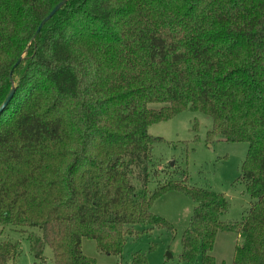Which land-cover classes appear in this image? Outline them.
<instances>
[{"label": "trees", "instance_id": "1", "mask_svg": "<svg viewBox=\"0 0 264 264\" xmlns=\"http://www.w3.org/2000/svg\"><path fill=\"white\" fill-rule=\"evenodd\" d=\"M59 1L0 0V105L13 89L0 113V226L26 234L34 264H95L83 238L117 256L126 237L171 231L150 207L176 190L194 204L181 264H216L218 232L240 240L230 264H264V0H65L35 34ZM184 111L210 118L207 140L246 144L240 221H220L228 203L209 190L147 192L161 141L147 128ZM19 254L0 241V264Z\"/></svg>", "mask_w": 264, "mask_h": 264}, {"label": "rangeland", "instance_id": "2", "mask_svg": "<svg viewBox=\"0 0 264 264\" xmlns=\"http://www.w3.org/2000/svg\"><path fill=\"white\" fill-rule=\"evenodd\" d=\"M158 108V104H150ZM210 118L184 111L171 119L148 126L147 132L161 141L151 145L149 172L146 185L149 194L160 183H181L188 188H199L221 194L228 203L220 221L237 222L246 214L251 199L243 182L239 180L240 165L246 153V144L227 143L215 136L207 140ZM133 184L136 182L132 180ZM193 202L183 193L168 190L151 204L150 212L171 226V231L153 228L137 238L126 237L117 256L105 255L96 249L92 240L82 239V254L95 264H130L133 255L142 256L146 264H181L180 236L186 228L193 210ZM135 231L141 228L133 227ZM0 241L18 242L20 254L15 264H34L29 252L25 233L9 226H0ZM234 233L218 232L210 256L216 264H230L234 247L239 244ZM44 257L51 258L50 250L44 248ZM194 264H200L196 260Z\"/></svg>", "mask_w": 264, "mask_h": 264}, {"label": "water", "instance_id": "3", "mask_svg": "<svg viewBox=\"0 0 264 264\" xmlns=\"http://www.w3.org/2000/svg\"><path fill=\"white\" fill-rule=\"evenodd\" d=\"M65 0L59 1L48 13L47 15L39 22L35 34L39 31V29L42 27V25L51 18V16L64 4ZM13 94V89H10V91L7 93L6 97L4 98L3 102L0 105V113L5 108L7 103L9 102L11 96Z\"/></svg>", "mask_w": 264, "mask_h": 264}]
</instances>
